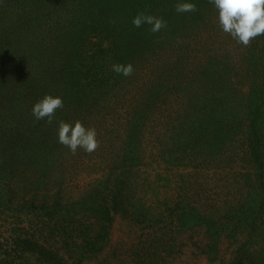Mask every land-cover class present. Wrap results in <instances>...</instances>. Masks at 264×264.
<instances>
[{
    "label": "trees",
    "instance_id": "1",
    "mask_svg": "<svg viewBox=\"0 0 264 264\" xmlns=\"http://www.w3.org/2000/svg\"><path fill=\"white\" fill-rule=\"evenodd\" d=\"M177 2L0 0V264H264V35ZM77 120L91 154L58 142Z\"/></svg>",
    "mask_w": 264,
    "mask_h": 264
},
{
    "label": "clouds",
    "instance_id": "2",
    "mask_svg": "<svg viewBox=\"0 0 264 264\" xmlns=\"http://www.w3.org/2000/svg\"><path fill=\"white\" fill-rule=\"evenodd\" d=\"M218 13V22L222 32L229 34L238 44L247 47L253 38L264 35V0H209ZM197 10L193 0H178L175 11L178 14L191 13ZM136 28L144 24L150 26L152 33H157L167 27V22L162 17L138 13L132 20ZM179 42V41H178ZM112 70L125 77L134 73L131 63L113 64ZM61 96L45 95L34 104L32 115L37 121L53 122L58 109L63 108ZM58 142L68 148L72 154L78 149L86 153H93L99 147L97 131L94 127H87L77 120L74 123L60 121L57 129Z\"/></svg>",
    "mask_w": 264,
    "mask_h": 264
},
{
    "label": "rangeland",
    "instance_id": "3",
    "mask_svg": "<svg viewBox=\"0 0 264 264\" xmlns=\"http://www.w3.org/2000/svg\"><path fill=\"white\" fill-rule=\"evenodd\" d=\"M2 223V222H1ZM6 224L5 227H1L0 230L5 231V228H8V222H4ZM127 232V226H123L122 224H120V221L118 220L115 224L114 230H113V240L114 243H116L117 241H119L120 239L123 238V234Z\"/></svg>",
    "mask_w": 264,
    "mask_h": 264
}]
</instances>
